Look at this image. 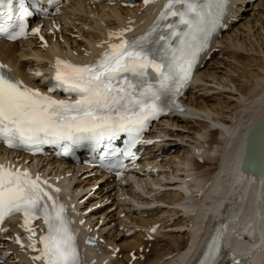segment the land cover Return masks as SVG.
I'll list each match as a JSON object with an SVG mask.
<instances>
[{
  "label": "bare ground",
  "instance_id": "6f19581e",
  "mask_svg": "<svg viewBox=\"0 0 264 264\" xmlns=\"http://www.w3.org/2000/svg\"><path fill=\"white\" fill-rule=\"evenodd\" d=\"M122 1L69 0L60 7L64 11L62 15L43 20L42 29L48 42L46 47H42L35 37L27 42L0 40V58L27 83L43 88L45 79L51 76L48 64L53 57L69 55L64 51L65 43L73 53L70 57L84 58L87 56L85 53L97 49V44L106 33L117 30L119 24L129 27L140 23L154 4L153 1L147 5L138 2L130 7L122 5ZM249 1L232 0L222 22L226 27L218 29L212 43L200 56L192 83L183 93L190 109L163 114L154 126L161 139L138 147L143 152L137 157L139 167L134 173V185L125 180H115L110 174H97L80 161L71 163L53 159L50 158L51 154L38 157L35 170L40 171L48 166L53 175L61 177L63 183L60 189L78 212L79 218L88 230L93 229L91 233H100L106 241V245L99 244L90 251L91 257L86 259V264H123V261L125 264H187L203 242L210 221L219 213L221 205H226L232 214L228 234L231 236L233 231L238 233L229 240L233 244L230 257L240 260L247 256V264H264V174L259 179H253V174L243 170L240 164L245 137L264 113V36H261V33L264 34V22H259L257 18L253 24L255 27L259 22L255 30L257 46L250 43L247 48L246 44L227 33L233 22L231 17L246 16L241 9L248 10L251 6L242 8V4L250 5ZM254 1V7L257 8L259 4L264 6V0ZM246 23V28H253L249 25V18H246ZM223 42L227 49L232 47L234 53L250 50L260 55L239 60L235 69L225 68V73L222 71L217 76L215 71L209 70L208 65L215 55V46ZM207 55L209 58L205 59ZM22 56L33 57L23 59ZM36 72L41 75H34ZM209 78L218 80L227 91L230 90L225 95L226 100L215 96L217 100L207 101L202 95L194 98L192 89L198 85H202L198 89L205 92L211 88L200 84V81H211ZM191 118L201 121L200 125L197 123L198 128L190 125ZM156 134L152 136L155 139ZM165 135L185 141L189 147L181 146L178 150L180 145L186 144L178 141L165 145L162 143L166 140L163 138ZM16 157L21 159L18 162H24L19 154ZM238 186L240 190L235 198L231 193ZM176 188L182 189V192ZM196 189H199L197 194L193 193ZM110 197H114L115 212H111L109 205H100ZM96 204L100 206L91 209ZM179 211L182 222L185 221L187 225L183 231L185 240L171 235L175 238L169 237L168 244L160 247L156 239L158 234L161 236L160 228L165 218ZM153 224L157 227H153ZM32 226L35 230L39 229L36 223ZM153 228L154 231L151 230ZM19 230L18 224L9 223L0 233V259H3L0 264L31 262L34 253L28 249L22 250L14 241ZM146 247L149 248L144 251ZM114 249L118 251L112 258L110 255ZM130 254H136V257L132 259ZM139 255H142V259Z\"/></svg>",
  "mask_w": 264,
  "mask_h": 264
},
{
  "label": "snow or ice",
  "instance_id": "6c2138e0",
  "mask_svg": "<svg viewBox=\"0 0 264 264\" xmlns=\"http://www.w3.org/2000/svg\"><path fill=\"white\" fill-rule=\"evenodd\" d=\"M227 6L228 0H165L141 34L126 37L130 27L109 31L107 40L97 44L107 47L94 60L74 64L55 57L48 91L62 89L75 100H59L29 87L0 63V141L8 148L32 151H39L42 144H63L66 151L69 145H103L101 156L107 158L108 144L124 132L130 149L150 120L167 111H183L175 98L187 86L200 53L223 26ZM30 14L22 3L14 7L13 0H0V35L11 40L27 35L24 20ZM13 21L19 28L14 33ZM31 31L37 34L39 29ZM114 37L117 43L112 42ZM124 154L130 153L126 149ZM246 159L248 168L264 163V121L249 137ZM59 191L27 168L0 164V224L20 214L18 227L26 236L16 235L15 243L34 253L33 264H82ZM36 219L45 226L38 238L32 226ZM222 239L217 230L199 264H219Z\"/></svg>",
  "mask_w": 264,
  "mask_h": 264
},
{
  "label": "rangeland",
  "instance_id": "374dc122",
  "mask_svg": "<svg viewBox=\"0 0 264 264\" xmlns=\"http://www.w3.org/2000/svg\"><path fill=\"white\" fill-rule=\"evenodd\" d=\"M256 1L254 0H250L249 1V4H242V8H245V6L247 5L248 8L251 6H253V10L251 9V7L247 10V9H241L244 13V15H246L245 17H239L238 15L236 16H233L231 18H233V22L229 25L228 27V30H227V33H230V35H232V38L233 36H235L234 38L237 39V40H240L242 41L244 44H246L247 48H248V45H250V43L254 44V46H257V42L255 43V38L258 37L256 36V29L258 27V24L259 22H264V10H262V8L264 7L262 4H259L260 6H258L257 8L254 7ZM263 6V7H262ZM261 7V9H260ZM65 9H68V7H66ZM264 9V8H263ZM257 15V16H256ZM252 16V17H250ZM261 16V17H259ZM246 18H249V25H252L255 23V20L258 18V23L255 25V27L253 26L252 29H248L246 28L247 27V23H246ZM251 19V20H250ZM254 19V20H253ZM232 20V19H231ZM253 20V21H252ZM245 21V22H244ZM262 22V23H263ZM67 27V25H65ZM64 26V27H65ZM245 29H248V31H245ZM254 31V32H253ZM232 32V33H231ZM255 34V35H254ZM261 36H264V34L261 33ZM72 37H74V35H72ZM220 38V36H219ZM233 38V39H234ZM226 42V40H224ZM260 41V40H259ZM225 42H223L222 44H219L217 46H215L214 48V51H215V55L214 57L212 58L213 60H211V63L210 65H208V68L209 70L211 71H215L216 75L219 76L221 73H223L225 70L223 69H235V67H237V64L239 60H247V57H249L248 59H250L252 56H256V57H259V53H256L254 51H244V50H239V51H236L232 50V47L231 48H228V46H224L227 44H225ZM260 43V42H259ZM217 44V43H216ZM215 44V45H216ZM229 44V43H228ZM227 44V45H228ZM220 47V48H219ZM223 47V48H222ZM225 47V48H224ZM217 48H219L221 50L220 54L217 55V53L220 51V50H217ZM224 49V50H223ZM247 52V53H246ZM222 53V55H221ZM256 53V54H254ZM248 55V56H247ZM230 58H228V57ZM242 56H245V57H242ZM33 56H25L22 58L25 59V58H32ZM224 57H226V60L224 59ZM235 58V59H234ZM244 58V59H243ZM205 59H208V55L205 57ZM230 59V60H229ZM222 60V61H221ZM232 60H234L233 62H231ZM217 61V63H216ZM218 61H221V63H218ZM228 62V63H227ZM226 63V64H225ZM215 64V65H214ZM218 64V65H217ZM229 65V66H228ZM207 66V65H205ZM231 67V68H230ZM217 70H216V69ZM215 69V70H214ZM220 69V70H218ZM232 69V70H233ZM223 71V72H222ZM225 73V72H224ZM209 80L211 81H206V82H201L200 81V84H203L207 87H211L209 90H202V89H198L199 86L201 87L202 85H198L197 87L193 88V96L195 99H198V95H202L204 97V99H207V101H214V100H217L218 98L220 100H226L227 98L225 97V95L227 96L228 92L230 91H227L228 89H226L225 87L222 86L221 83H219L218 80L216 79H211L209 78ZM198 83V82H195V84ZM196 90V91H195ZM233 92V91H232ZM224 93V94H223ZM227 93V94H226ZM210 96V97H209ZM217 99H216V97ZM197 97V98H196ZM215 98V99H214ZM222 98V99H221ZM225 98V99H224ZM196 116V115H194ZM197 117V116H196ZM198 118V117H197ZM191 123L190 124L191 126L194 124V128H198V124L201 123V121L197 122L196 121H193V119L191 118ZM198 123V124H197ZM200 125V124H199ZM197 126V127H196ZM187 130V129H186ZM189 131H192V130H189ZM184 133H189L188 131H183ZM191 135V133H189ZM162 136H159V139L161 138ZM163 138H165L166 140L162 141L163 144L167 145L168 142L170 141H178V142H181L182 144L186 143L185 141H180L179 139H176L175 137H170L169 135H165L163 136ZM187 139V138H186ZM191 140V139H190ZM189 147L188 146V143H186L185 145H180L178 147V150L180 148H182L181 146H184V147ZM114 202V197H110V199H107L103 202H101V206H105V205H109L111 207V212L113 210V212H115L117 210L116 208V205L113 204ZM130 203H133L130 202ZM181 213V211L175 213L173 216L169 217V218H165V221L163 223V227L160 228V235L158 234V240L156 239V241L158 242V244H160L159 246L160 247H164L165 244L167 245L170 238L169 237H174V236H178L180 239L185 240V235H183V231L187 228V225H186V222L183 221L182 222V219H181V215H179ZM110 219V218H109ZM182 233V234H181ZM162 234H166L164 236H162ZM171 235H174V236H171ZM183 235V236H182ZM167 238V239H166ZM175 238V237H174ZM152 240V239H151ZM155 241V242H156ZM173 247V246H172ZM149 247H146L144 251L148 250ZM159 248V247H158ZM175 251V250H173ZM140 258L142 259V255H139ZM119 257V256H118ZM133 258V257H132ZM3 259H0V262H2ZM123 264L124 261H123Z\"/></svg>",
  "mask_w": 264,
  "mask_h": 264
},
{
  "label": "water",
  "instance_id": "95a60500",
  "mask_svg": "<svg viewBox=\"0 0 264 264\" xmlns=\"http://www.w3.org/2000/svg\"><path fill=\"white\" fill-rule=\"evenodd\" d=\"M263 119H264V113H262V115L259 117V119L253 124L252 128L250 129V131L248 133V136ZM242 263L245 264L246 259H242Z\"/></svg>",
  "mask_w": 264,
  "mask_h": 264
}]
</instances>
